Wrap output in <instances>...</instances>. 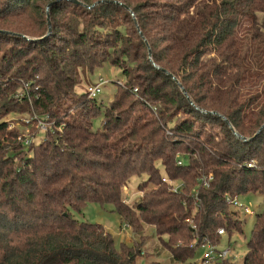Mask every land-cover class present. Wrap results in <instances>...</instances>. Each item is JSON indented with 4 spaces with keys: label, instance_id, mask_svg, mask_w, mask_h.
Instances as JSON below:
<instances>
[{
    "label": "trees",
    "instance_id": "1",
    "mask_svg": "<svg viewBox=\"0 0 264 264\" xmlns=\"http://www.w3.org/2000/svg\"><path fill=\"white\" fill-rule=\"evenodd\" d=\"M53 1L0 0V264H136L142 242L117 251L74 218L87 203L152 227L170 264L229 243L242 220L226 198L264 202V0H59L48 33ZM104 64L124 79L107 105L78 91ZM31 112L50 125L25 146L6 119ZM246 247L241 264H264V205Z\"/></svg>",
    "mask_w": 264,
    "mask_h": 264
},
{
    "label": "rangeland",
    "instance_id": "2",
    "mask_svg": "<svg viewBox=\"0 0 264 264\" xmlns=\"http://www.w3.org/2000/svg\"><path fill=\"white\" fill-rule=\"evenodd\" d=\"M106 80L107 83L101 86V91L96 96V100L105 105L110 102L114 96L117 87L123 88L124 79L120 73V70L111 67L108 64H104L102 67L96 69L93 73L85 74L78 91H84L88 85L95 84L99 80ZM134 91V89H133ZM41 118L40 114L31 112L29 114H11L7 117L8 127L19 131V136H30L38 142L43 137V132L39 131L37 126L38 120ZM102 119V113L94 120V129L100 128V121ZM39 131V132H38ZM38 132V133H37ZM140 179L132 178L128 185L124 186L123 198L124 201L131 204L139 196L137 191V185ZM238 202L247 206L251 213L243 214L237 212L239 219L242 220V232H234L230 237L229 243L227 235L221 237L218 247L231 248L230 256H234L233 260L241 264L244 259V255L247 252V241L251 237L252 230L255 222V215L259 213L264 205L263 198L259 194L248 193L238 196ZM73 216L78 221L87 223H94L101 225L104 230L112 235L114 241V247L117 251L120 250L123 243L130 244L132 240L142 242L143 252L137 258L136 264H147L152 261L159 262L160 264H170L171 258L166 251H158V241L153 235L152 227L145 226L144 230L139 233L132 231V228L120 225V219L118 214L113 210V207L109 204L101 205L98 203H87L80 213L74 212ZM179 245H182L179 243ZM201 249L196 250V255L193 260L185 264H200V258L202 254ZM182 264V263H177Z\"/></svg>",
    "mask_w": 264,
    "mask_h": 264
},
{
    "label": "built area",
    "instance_id": "3",
    "mask_svg": "<svg viewBox=\"0 0 264 264\" xmlns=\"http://www.w3.org/2000/svg\"><path fill=\"white\" fill-rule=\"evenodd\" d=\"M107 83L106 80H99V82L95 83V84H90L87 86L86 88V93L88 95L89 98H95L98 93L101 91V86L105 85ZM136 89H134L135 91ZM49 121L46 119V117L44 119H39L38 120V128L39 131H46L49 128ZM38 131V132H39ZM34 138H36V136L34 137H30V136H25V137H19V139H21V141L23 142V144L25 146H29L30 143L34 140ZM248 166H251V164H248ZM210 176H204L202 177L200 180L203 183L202 185H207V181L210 179ZM163 181L168 182L169 184H171L172 189L175 191L176 189H178L180 187L181 184L176 183V182H171L169 180H167L166 178H162ZM226 201L228 203V205L233 208L236 212H241L243 214H249L251 213V211L249 210V208L247 206H244L243 204L238 202V196H234V197H228L226 198ZM186 221L188 223L191 224V228L193 230H196V226L189 220L186 219ZM128 227V226H125ZM217 234L219 235H223L224 234V229L220 228L217 230ZM201 249L202 254H201V258H200V264H210L212 262L215 261H220L225 259L226 257L230 256L229 254L231 253V248H229L228 246L225 248H220L218 247V244L212 243L210 240L207 239H203V241H201L197 247V249Z\"/></svg>",
    "mask_w": 264,
    "mask_h": 264
},
{
    "label": "water",
    "instance_id": "4",
    "mask_svg": "<svg viewBox=\"0 0 264 264\" xmlns=\"http://www.w3.org/2000/svg\"><path fill=\"white\" fill-rule=\"evenodd\" d=\"M56 1H59V0H55V1H53V2H50V3L46 6V10H47L48 33L50 32V21H49L48 9H49V7H50L53 3H55ZM68 1L73 2V3H76V4H80V2L77 1V0H68ZM105 2H115V1H113V0H99V1L95 2L92 6H94V5L98 4V3H105ZM182 91L185 93V91H184L183 89H182ZM262 127H263V126H262ZM262 127H261V128H262ZM261 128L257 131V133L255 134V136L261 131ZM255 136H254V137H255Z\"/></svg>",
    "mask_w": 264,
    "mask_h": 264
}]
</instances>
